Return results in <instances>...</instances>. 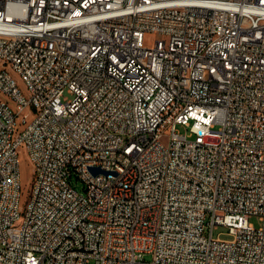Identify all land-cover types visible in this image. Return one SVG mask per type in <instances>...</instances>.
<instances>
[{
	"label": "built area",
	"instance_id": "built-area-1",
	"mask_svg": "<svg viewBox=\"0 0 264 264\" xmlns=\"http://www.w3.org/2000/svg\"><path fill=\"white\" fill-rule=\"evenodd\" d=\"M0 264H264V0H0Z\"/></svg>",
	"mask_w": 264,
	"mask_h": 264
},
{
	"label": "rangeland",
	"instance_id": "rangeland-1",
	"mask_svg": "<svg viewBox=\"0 0 264 264\" xmlns=\"http://www.w3.org/2000/svg\"><path fill=\"white\" fill-rule=\"evenodd\" d=\"M157 35H151L152 38ZM69 96V95H68ZM178 129L182 132H186V128L184 125H178ZM19 157L21 161V178H22V194L20 197V206L23 208L30 196V192L32 189L33 181H34V166L30 160V156L25 146H22L19 149ZM72 184L79 191H83V182L78 179L76 176L72 179ZM250 222L254 224L255 227H260L262 225V218L258 215H252L250 217ZM227 228L225 226H216L214 229V235L218 236L220 234L223 239H230L232 236L227 234ZM146 259H152L151 255H147Z\"/></svg>",
	"mask_w": 264,
	"mask_h": 264
},
{
	"label": "water",
	"instance_id": "water-1",
	"mask_svg": "<svg viewBox=\"0 0 264 264\" xmlns=\"http://www.w3.org/2000/svg\"><path fill=\"white\" fill-rule=\"evenodd\" d=\"M91 170H93L94 172L100 171L99 168H95V167H91Z\"/></svg>",
	"mask_w": 264,
	"mask_h": 264
}]
</instances>
